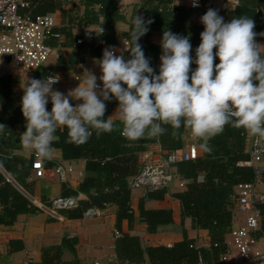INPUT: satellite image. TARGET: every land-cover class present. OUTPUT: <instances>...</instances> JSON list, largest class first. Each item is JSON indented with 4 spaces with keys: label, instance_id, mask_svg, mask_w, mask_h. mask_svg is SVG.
Returning <instances> with one entry per match:
<instances>
[{
    "label": "clouds",
    "instance_id": "9594fccd",
    "mask_svg": "<svg viewBox=\"0 0 264 264\" xmlns=\"http://www.w3.org/2000/svg\"><path fill=\"white\" fill-rule=\"evenodd\" d=\"M191 6L198 7L199 0H191ZM152 23L136 14L128 33V58L113 46L105 47L94 61L101 75L88 71L83 85L67 93L53 89L58 75L25 78L20 98L23 149L50 159L58 126L67 130L70 142L83 144L93 131L97 136L113 131V115L129 141L162 136L164 125L173 135L184 127L204 153H211L208 141L228 125L243 128L264 144V54L254 39V21L241 15L226 22L209 7L199 17L203 30L194 50L188 35L163 30L155 70L139 43ZM113 99L115 112L105 118L106 102ZM6 128L0 124V133Z\"/></svg>",
    "mask_w": 264,
    "mask_h": 264
},
{
    "label": "trees",
    "instance_id": "16d2710c",
    "mask_svg": "<svg viewBox=\"0 0 264 264\" xmlns=\"http://www.w3.org/2000/svg\"><path fill=\"white\" fill-rule=\"evenodd\" d=\"M30 3L26 12L34 17L53 14L60 7L58 0H26ZM85 7V15L78 22L80 27L99 25L103 33L97 36L90 34L91 56L102 55V48L96 44L102 40L107 44H115V32L109 22L118 18V0H82ZM218 0H202L204 8L212 7ZM240 4L228 16L225 21L241 15L254 21V29L260 30L261 9L263 0H240ZM146 7L145 19H151L149 31L139 40L144 54L150 58V65L158 69L157 62L160 55V47L151 40V34L170 28L174 25L190 24L192 11L187 7L174 4V0H143ZM259 9V10H258ZM100 17L106 19L100 23ZM162 30V31H161ZM203 30V27L200 29ZM55 33V31H54ZM128 39V35H127ZM129 41V40H128ZM193 50L200 43L199 39L191 42ZM96 47V48H95ZM215 51V49H214ZM128 58V52L124 54ZM218 60H214V64ZM12 82L8 77L0 78V124L6 125L3 133H0V165L12 178L27 190L26 181L32 170V161L28 162L13 155L17 149L19 140L15 139L12 128L22 125L25 121L17 104L12 98L10 89ZM117 102L113 99L106 102L105 118L116 109ZM48 110L51 104L47 105ZM167 131L156 138H141L129 141L121 135V129L117 124L113 131L102 133L99 136L92 132L89 140L83 144L70 142L67 130L58 126L53 142V149L62 153L65 161L84 160L86 162L85 180L75 190L63 186L65 198H77L78 207L74 210L63 211L68 219H80L91 209L103 210L106 207H117L116 227L118 233L124 221L130 224L134 221V212L131 209L130 180L138 175L141 166L138 155L146 150V145L158 141L162 149L171 152L183 147L182 128L172 134L170 126L164 125ZM15 142V143H14ZM212 151L204 153L194 161L181 162L174 165L177 174L186 182L185 190L172 197L180 204L182 224L186 219L191 221L192 230L207 231L211 240L208 249L192 248L195 243L188 238L184 230V240L171 248L158 247L141 248L138 238L123 236L117 241L118 259L122 264H197L198 252L208 264L217 263L227 250V240L230 235L234 214L237 211L234 198L235 188L240 184L250 183L255 179L252 168L240 166L239 163L248 160L245 154L246 131L243 128H235L226 125L224 131L208 141ZM264 182V175L262 177ZM167 194L166 189H161L147 194L148 199L163 200ZM0 226L14 225L20 215L37 214L40 210L27 200L16 188L9 183L0 172ZM261 215V233L264 235V203L259 207ZM140 217L148 226L149 233H156L161 226L174 223L171 210L148 211L144 207V201L139 206ZM64 245L68 244L64 240ZM11 251L23 249L21 242H10ZM60 248L47 249L44 252L42 264H53L49 259L52 253L59 252ZM145 256L147 261L145 260Z\"/></svg>",
    "mask_w": 264,
    "mask_h": 264
},
{
    "label": "crops",
    "instance_id": "0c3cea01",
    "mask_svg": "<svg viewBox=\"0 0 264 264\" xmlns=\"http://www.w3.org/2000/svg\"><path fill=\"white\" fill-rule=\"evenodd\" d=\"M58 1L60 7L53 13L56 18L55 33L48 42L52 49V55L47 63L41 69L29 72L15 66L12 61L7 60V57L0 59V78L8 77L11 80L12 98L17 104H20V98L23 95L22 87L25 78L41 79L58 75L60 83L53 85V89L67 93L78 84L83 85L88 71L93 72L97 77L101 75L99 66L94 61L99 60L102 55L99 57L91 56L92 47L90 38H88L92 33L98 34L101 26L88 25L80 27L78 25V22L85 15L82 0ZM239 1L235 0V6H232V0H218L213 3L211 8L218 10L219 15L224 18H228L229 14L239 6ZM174 4L191 9L192 17L190 24L174 25L170 28V31L188 35L190 43L195 39H199L200 29L203 26L199 23L198 18L200 14H204L207 10L204 8V4L201 10H195L187 4L177 3L176 0H174ZM260 11V23L257 26L261 29L254 30L257 33L254 39L258 44V50L264 54V5ZM118 14V18L112 21L109 20L115 32V44H107L105 47L113 46L124 55L127 52L126 48L129 47L127 35L130 31L131 20L136 14L145 18L146 7L143 0H118ZM105 21L106 19L100 17L101 24H104ZM161 35L160 31L153 32L151 34L152 42L159 45ZM79 39H82L84 43L78 45L77 40ZM97 46L101 47L98 43ZM193 46L195 45L192 44V48ZM105 47H101L102 51ZM159 63L158 60L157 67ZM191 67L194 68L195 65H191ZM99 82L98 79L97 83ZM75 103H79V101H74L73 104ZM1 109L0 104V112ZM114 112L115 109L112 114ZM112 118L114 124L122 128L118 118L115 115ZM24 130L25 128L22 125H15L12 128L15 139L18 138L19 140V135ZM252 138L253 136L248 135L246 132L245 154L248 159ZM182 142L183 147L181 149L195 145L199 150V157L202 156V150L198 146L199 140L194 139L190 130L184 127L182 128ZM167 153L162 149L161 144L155 141L146 145V150L138 155V161L142 168L145 164L163 159ZM13 155L28 162H33L36 156L34 152L23 149L20 142L17 149L13 151ZM43 164L46 170L44 177L37 178L34 171L31 170L26 181L27 190L19 185L0 165V172L6 180L40 210L37 214L20 215L12 226H0V264H42L44 252L52 248H60L58 253L54 252L52 256H49L50 260H53V256H55L56 261L53 264H110L120 262L116 244L123 236L138 238L143 250L158 247L171 248L184 240V230L187 232L188 238L194 241L199 248L208 249L211 247V240L207 231L192 230L189 219H186L182 224L180 204L172 197L185 190L186 182L180 176L178 180L173 179V182L165 188L167 194L163 200L148 199L147 194L152 192H148L144 188L130 189L134 221L132 224L124 221L121 226V236H118L116 227L118 209L116 206L99 210L98 215L94 216H87L85 213L80 219H68L63 215V211H55L50 207L53 200L63 197L64 185L71 190H75L85 180L86 162L84 160L65 161L62 158L61 151L53 149L51 158L43 160ZM59 166L73 169L71 173L67 174L66 182H62L54 172L55 168ZM180 181L185 183L184 188L180 187ZM257 191L264 197V182L257 187ZM142 201H144V207L148 211L171 210L174 223L159 227L156 233H149L147 224L140 217L139 206ZM1 211L2 207L0 205ZM245 218L246 214L236 211L232 229L242 226ZM64 240L69 243L64 245ZM12 241L21 242L23 249L15 252L11 251L10 242ZM227 242H231L230 235ZM145 260L147 261L146 256Z\"/></svg>",
    "mask_w": 264,
    "mask_h": 264
},
{
    "label": "built area",
    "instance_id": "2783aa9c",
    "mask_svg": "<svg viewBox=\"0 0 264 264\" xmlns=\"http://www.w3.org/2000/svg\"><path fill=\"white\" fill-rule=\"evenodd\" d=\"M179 2L195 10L203 8L202 0H199L198 7H192L191 0H179ZM232 6H235V0H232ZM28 8L29 3L26 0H0V59L10 57L15 66L35 72L41 69L52 55L48 42L54 36L56 18L53 14L34 17L26 12ZM83 43L82 39L77 40L78 45ZM98 45L105 47L107 43L100 40ZM117 54L120 52L117 51ZM59 83L60 80L54 85ZM198 158L199 150L195 145L168 152L163 159L145 164L138 175L130 180L129 187L131 190L144 188L148 192L165 189L173 182V179H179L174 165ZM239 165L252 168L255 173V179L252 182L240 184L235 188V207L238 212L246 214V218L242 226L232 229L231 242L227 243L226 252L220 257L218 263L214 264H264V235L261 233V215L258 208L264 203V197L257 191V187L263 182L264 144L258 143L256 137H253L251 141L249 159ZM32 170L37 178H43L45 175L43 160L37 155L32 162ZM72 171L71 167L63 166L54 170L62 182H66L67 174ZM180 187H185L183 181H180ZM50 207L55 211L74 210L78 207V199L59 197L50 203ZM98 213L99 210L91 209L86 215L94 216ZM191 247L200 249L196 244ZM197 264H208L200 252H198Z\"/></svg>",
    "mask_w": 264,
    "mask_h": 264
},
{
    "label": "water",
    "instance_id": "95a60500",
    "mask_svg": "<svg viewBox=\"0 0 264 264\" xmlns=\"http://www.w3.org/2000/svg\"><path fill=\"white\" fill-rule=\"evenodd\" d=\"M7 60H8V61H11V58H10V57H7Z\"/></svg>",
    "mask_w": 264,
    "mask_h": 264
}]
</instances>
